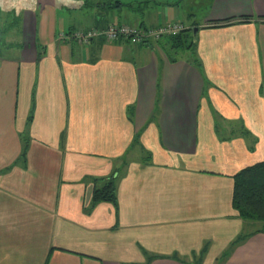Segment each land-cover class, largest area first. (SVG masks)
Masks as SVG:
<instances>
[{
    "label": "crops",
    "instance_id": "obj_1",
    "mask_svg": "<svg viewBox=\"0 0 264 264\" xmlns=\"http://www.w3.org/2000/svg\"><path fill=\"white\" fill-rule=\"evenodd\" d=\"M175 23L191 50L70 35ZM263 161L264 0H0V264H264L231 206Z\"/></svg>",
    "mask_w": 264,
    "mask_h": 264
},
{
    "label": "trees",
    "instance_id": "obj_2",
    "mask_svg": "<svg viewBox=\"0 0 264 264\" xmlns=\"http://www.w3.org/2000/svg\"><path fill=\"white\" fill-rule=\"evenodd\" d=\"M117 6L123 5L117 1L112 3L113 8ZM193 40L191 30H182L177 34L165 36L160 45L162 47L165 42L174 50L185 51L191 50L194 44ZM165 52L167 53V50ZM21 155L23 160V150ZM100 203L116 206L115 178L105 180L100 187L92 190L89 208ZM231 206L240 219L248 222L264 223V161L246 167L234 175ZM262 230L264 231V224Z\"/></svg>",
    "mask_w": 264,
    "mask_h": 264
},
{
    "label": "built area",
    "instance_id": "obj_3",
    "mask_svg": "<svg viewBox=\"0 0 264 264\" xmlns=\"http://www.w3.org/2000/svg\"><path fill=\"white\" fill-rule=\"evenodd\" d=\"M182 30L183 26L179 23L145 29L130 27L125 24H109L103 30H76L70 35L82 46H87L93 39L98 37L105 38L107 41H115L121 38L129 39L133 43L139 44L148 40L156 41L164 36L177 34Z\"/></svg>",
    "mask_w": 264,
    "mask_h": 264
},
{
    "label": "rangeland",
    "instance_id": "obj_4",
    "mask_svg": "<svg viewBox=\"0 0 264 264\" xmlns=\"http://www.w3.org/2000/svg\"><path fill=\"white\" fill-rule=\"evenodd\" d=\"M79 1H81V0H79ZM81 7H83V6L78 5V6H75L74 8H72V6H71L70 12L74 16V18H79V17L87 14L86 9L82 10ZM177 56L179 58H183V57H186V54L184 52H180L177 54ZM248 223L252 224L251 227H247L248 230L252 229L251 231L262 228V226L264 224L262 222H248ZM245 231H246V229H245Z\"/></svg>",
    "mask_w": 264,
    "mask_h": 264
},
{
    "label": "water",
    "instance_id": "obj_5",
    "mask_svg": "<svg viewBox=\"0 0 264 264\" xmlns=\"http://www.w3.org/2000/svg\"><path fill=\"white\" fill-rule=\"evenodd\" d=\"M191 31H192V36H193V38H195L198 29H197V28H193Z\"/></svg>",
    "mask_w": 264,
    "mask_h": 264
}]
</instances>
